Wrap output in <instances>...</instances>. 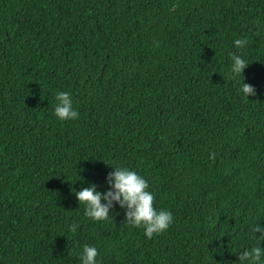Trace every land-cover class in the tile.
Here are the masks:
<instances>
[{"label":"trees","instance_id":"obj_1","mask_svg":"<svg viewBox=\"0 0 264 264\" xmlns=\"http://www.w3.org/2000/svg\"><path fill=\"white\" fill-rule=\"evenodd\" d=\"M60 91L77 119L54 114ZM116 166L148 180L166 231L115 201L85 216L74 191L111 190ZM257 225L264 0H0V264H80L85 244L97 264H240Z\"/></svg>","mask_w":264,"mask_h":264},{"label":"clouds","instance_id":"obj_2","mask_svg":"<svg viewBox=\"0 0 264 264\" xmlns=\"http://www.w3.org/2000/svg\"><path fill=\"white\" fill-rule=\"evenodd\" d=\"M248 43L246 38L234 40L237 48H243ZM231 73L235 76L244 74L248 62L241 55L231 54ZM240 91L244 96L255 95L253 85L244 83ZM43 99V97H42ZM57 104L54 114L61 121L73 120L79 117V112L73 107L71 94L67 91H60L56 95ZM214 153L212 157L214 158ZM115 170L109 173L107 179L111 185V190L107 192L97 191L96 185L84 187L82 190L74 191L79 204L85 205V216L94 221H105L109 219L113 202H118L122 208L126 207V222L129 225L140 228L143 227L147 238L151 239L166 231L173 223V213L169 210L155 207V194L149 191V182L142 175L128 167L116 166ZM107 201L103 203L102 201ZM79 225H70V231L75 233ZM255 232H264V227L257 225ZM98 249L85 244L83 252L79 256L80 264H97L96 257ZM264 248L254 246L249 250H244L239 256L240 264H264Z\"/></svg>","mask_w":264,"mask_h":264}]
</instances>
